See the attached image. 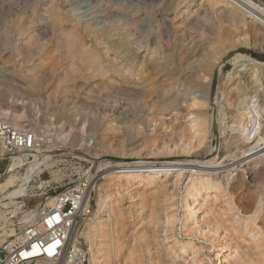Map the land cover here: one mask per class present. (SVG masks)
I'll return each mask as SVG.
<instances>
[{
  "label": "bare ground",
  "instance_id": "obj_1",
  "mask_svg": "<svg viewBox=\"0 0 264 264\" xmlns=\"http://www.w3.org/2000/svg\"><path fill=\"white\" fill-rule=\"evenodd\" d=\"M21 1L10 4L6 8L7 12L4 10L6 14L5 12L0 14V18L3 17L2 21H9L8 23L12 25V30L6 32L4 30V37L0 38V55L6 56L5 60L0 56V63H3L0 65V103L6 106L4 109L1 104L0 116L20 129L23 128V125H20L21 121L19 123L22 114L33 113L31 101L42 100L48 109L51 106V92L60 90L62 102L57 104L54 100L56 101L54 104L61 108L62 118L68 117L66 122L68 119L71 121L73 111L80 110L88 113L93 106L97 109L102 108L108 118L111 117L116 121L119 118L116 116V113L120 111L118 108L127 104L125 100H128V104L131 102L130 107L137 102L140 103L149 119L161 120L160 118L168 115L173 118L172 115L175 114L174 122L170 118L172 130H170L171 137L166 138L168 139L167 148L170 145L174 146L171 151L175 149L185 152L197 147L200 148L197 151L198 155H207L210 152L206 144L210 120L206 108L216 65L224 59L230 49H237L242 45H249L254 50H264V7L253 0H151L164 4L163 17L162 20L160 19L163 27H159L163 29L159 33H151L150 23L142 22L140 26L143 32L138 37L131 30H127L124 34L104 31L102 27L92 26V23L83 21L75 17L76 15L72 16L73 14L71 16L74 21H77V26L69 30L70 25L67 29L64 24L65 18L68 17L64 15L63 19L61 11L58 10L60 14L57 13L55 6L51 5L55 12L51 8L52 13L46 11L47 9L43 10L50 13L48 15L51 17L47 18L48 15L46 13V16L42 11L44 7L42 8L39 0ZM181 4L183 8H180ZM103 13L107 17L113 12L106 8ZM170 14H172L171 17ZM84 27L86 29L93 27L96 39H103V50L115 51L118 55L125 54V57L119 58L121 61L118 64L108 62L109 64L103 66L100 61L103 54L101 55L96 48L89 49L83 41ZM26 30H31V34L24 38L22 35ZM49 35L53 38L55 45L52 50H57L60 54L59 61L56 63L59 66H57L62 69H71V73L61 78L58 85H55V81L53 82L55 72L59 69L55 68L56 64L50 69L38 67L44 61L40 58L50 42H45V37ZM116 35L119 36L118 39H115ZM219 40L223 43L217 46L216 42ZM129 42L137 44L138 51L131 50L132 48L128 46ZM143 46L152 50L151 57L144 54L140 58L138 53ZM209 47L214 50L205 55ZM154 57L159 59L155 60ZM231 60L234 68L229 72L225 93L228 107L233 111V120L227 126L232 132L229 134L227 132L217 148V155L221 156H218L217 160L215 157L213 160L198 163L189 161V163L169 162L157 166L143 163L111 165V169L104 175L106 180L103 184H114L120 192L113 194L112 187L108 186L110 189L105 191L107 185L99 186L96 209L86 219L82 231L75 234L76 239L83 236L89 242L87 249L89 264H201L195 253L193 256L187 255L186 251L191 246L190 242L169 237L165 229L172 221L169 214H166V220H163V216H158L156 225L151 226L153 228L152 231L150 230L151 234L143 229L138 236H135L136 241L131 240L124 244L120 233L123 232L121 229L125 225L126 216L118 207L119 205L115 207L116 204L111 203L114 199L120 201L121 196L124 195L122 193L133 192L146 197L148 196L146 188L151 185L160 184L162 189H174L187 170L195 177L187 186L184 222L192 221L198 224L203 217L202 221L209 232H218L219 228H222V221L216 218V224H212V206L209 205V196L212 190L223 188L222 179L232 177V182L226 184L225 188L236 192L234 194L236 196L229 204L235 203L236 206L232 209H236V213L239 214V220L236 221H240L248 233H252L255 246H250V250L255 248V251L251 250L249 254L240 251L237 247L233 254L232 247L227 244L219 246L218 254L224 255V261L227 264H264V202L255 190L260 189L264 194V61L256 60L238 51ZM8 63L12 64V69L7 65ZM119 64L123 66V70L119 69ZM144 64L149 74L135 75ZM241 65L249 66L253 75L247 76L241 73L240 77L237 73H240ZM94 78L98 80L96 79L93 83ZM50 84L52 86L48 88ZM89 86L106 88L109 95L114 94L115 99L111 100L112 98L109 97L111 99L95 101L91 95L93 92L90 94L85 91ZM84 94L87 96L83 97ZM121 98L125 100H119ZM241 101L243 107H240ZM78 102H81L80 105L74 108V104ZM141 107L138 106V108ZM46 114L49 113L46 111ZM44 117L43 124L48 119L47 115ZM223 119L225 120V117ZM118 120L120 123L121 118ZM177 120L179 121L175 122ZM41 123L38 126L39 130L43 128ZM227 127L223 131L226 132ZM38 129L30 130L35 134L38 152L33 154L34 159L28 163L26 173L20 175V179L17 178L19 169L24 166V158L18 156L9 164V169L4 174L6 177L0 183V243L39 218L45 209L38 205L34 209L22 211L23 201L19 200L21 197L30 195L29 192L33 189L31 181L35 175L40 176L44 165L48 168L54 164L53 155L44 150L49 143L51 147L54 146L51 145L53 140L49 137L50 133L45 136L43 135L45 131L40 133ZM46 132L48 133V130ZM244 170L248 171L249 177ZM173 174H176L175 179L171 178ZM55 176L54 178L57 179ZM15 178L19 180V183H15ZM43 183L48 184V181ZM137 200L138 198L131 199L134 203ZM56 203L57 197L53 195L46 199L45 205L52 207ZM2 207L7 210H3ZM164 211L166 208L161 212L162 215ZM200 212L204 213L201 217ZM19 213L22 216L17 220L18 222L10 221ZM106 214L108 217H105ZM165 223L168 224L165 225ZM141 240L146 244V251L143 254L137 242Z\"/></svg>",
  "mask_w": 264,
  "mask_h": 264
},
{
  "label": "rangeland",
  "instance_id": "obj_2",
  "mask_svg": "<svg viewBox=\"0 0 264 264\" xmlns=\"http://www.w3.org/2000/svg\"><path fill=\"white\" fill-rule=\"evenodd\" d=\"M20 1L21 0L19 1L18 0H12V1L0 0V10H2L0 11V14L5 11L7 12L6 8L9 7L10 4L12 5ZM29 1L31 2L34 0H28V2ZM253 1L261 5L262 7H264V0H253ZM21 2H23V0ZM39 2H40V5L42 4L41 5L42 8L44 7L43 9L41 8L42 11L44 9H47L46 11H49L50 13H52L54 9H57L56 11L58 10L61 11L62 16L65 15L66 17H68V18H65V16L63 17V19L64 18L66 19V22L65 23L63 22V23L66 24L67 29L70 25L69 30L75 27V25L77 24V21L73 20L72 16L74 15H76L75 17L81 18L83 21H88L92 23L91 24L92 26H97L99 28L102 27L104 31H109L111 33L120 32L124 34L125 32H127V30H131L132 33L136 34V36L138 37L143 32V28L140 26V23L142 22L150 23L149 28H150L151 33L156 34V33H159L160 30L163 29V28L161 29L159 28V27H163L162 26L163 23L161 20L163 17L162 15L164 13V4L162 5L160 1L156 2V1H151V0H42V1L39 0ZM41 2L43 3L45 2V4L43 5V3ZM51 5L55 6L54 9ZM50 8L53 11H51ZM106 8H109L113 12L107 17L103 13V11ZM180 8H183V4H181ZM46 11L45 12L43 11L45 15L47 13ZM59 11L57 13L60 14ZM50 13H47V15ZM49 16L51 17V15H48L47 18ZM171 16L172 14H170V17ZM2 18H0V21H2L1 20ZM8 22L9 21H4V20L0 22L1 25L3 24L2 26L0 25V28H1L0 38L4 37L3 35L6 31L12 30V25L11 23H8ZM92 28L86 29L84 27L82 30V33H84L83 37H85L83 41L86 42V46L87 47L89 46L88 47L89 49L96 48L100 52L101 55L103 54V56H101V59H100L103 66L109 64L108 62L110 63L114 62L118 64L121 61L119 60V58L120 59L124 58L125 54L118 55L115 53V51L106 52L105 50H103L104 49V44L102 43L103 39L97 40L96 39L97 37L95 36L96 34L92 30ZM106 28L107 30H105ZM29 33L31 34V30H26V32L24 33V35H22V37L25 38V36H28ZM243 36H244V33H243ZM45 38H44L45 42L46 41H50V42L46 45L44 52H43L44 54H42L43 56L40 58V59H44L43 63L40 66H38L40 69L41 68L50 69L52 66L54 67L60 58L59 57L60 54L57 52V50H52L53 48H55V45L53 43V38L50 35ZM118 38L119 36L116 35L115 39H118ZM222 43L223 41L219 40L216 42V45L219 46ZM128 46L132 48L131 50L138 51L137 44H130L129 42ZM212 49L214 50V48L212 47L207 48L205 55L210 54L213 51ZM237 51L241 52L244 55L251 56L255 58L256 60H259L262 62L264 61V59L262 58V56H264V50H254L249 45H242L238 47L237 49H230L228 53H226V55L224 56V59L216 65L214 69L213 77H212V89L209 95L208 105L206 108L207 116H208V119L210 120L209 121L210 123L209 134L206 139V144L210 152L207 155H198L197 151L200 150V148H197V147L192 148L185 152L183 150L176 151L175 149L171 151L172 147L174 146L169 145L170 147L168 146L167 148V145H168L167 142H168V139L171 137L170 130H172V127L170 126V124L172 122L170 121L171 120L173 121V119L176 118L175 114L172 115L173 118H171V116L168 115V116H164L160 118L161 120H156L153 118H151L152 119L151 120L149 119V116L145 115V113L143 112V109L140 103L136 102V104L135 103L133 104L132 102V104L137 109L136 110L134 106L132 105L131 107L129 106L131 102H129L128 104L127 102L128 100H125L126 99L125 96H124L125 99L121 98L119 100L121 101L125 100V102L128 104V105L126 104L127 107L125 105L123 106L124 110L126 111L124 112L123 107L122 108L117 107L118 110L120 109V111L116 113V116H119V118H117L116 121L112 120L111 117L108 118L103 112L102 108L97 109L95 108V106H93V108L88 113H84L80 110H77L76 112L73 111L74 114H73L72 119L70 117L71 121L68 119V122H66L68 117L62 118L60 114L61 108L54 104V102L56 101H57V104H61L62 99H63L62 92L60 90L52 91L50 108L46 109L47 106H45V103L42 102V100H39V101L34 100L35 102L31 101L32 103L31 108L34 109L33 113L29 115L28 113L22 112L23 114L19 120V123L21 121L20 125H23L22 126L23 129L31 130L35 128L38 129V126L42 122L41 124L43 125V128L42 130L38 129V131H40L41 133V131L44 130L45 132L43 133V135L45 136L49 135L50 133V135L52 136L49 135V137H51V139L53 140L52 142L53 144L51 143V145H54L53 147H51L49 143L48 144L49 146L47 145V147H45L47 149H44L46 153H49L51 155H54V154L55 155L56 154L69 155L70 158L73 159V162L83 161V163L86 165L87 168H90V167L93 168V172L102 170L103 175H105L106 172L109 169H111L110 166L114 164L128 165V164L143 163L149 166H153V165L157 166V165H163L169 162L189 163V161H191L190 163H192L195 161L194 163H198L200 161L213 160L215 157L217 160L221 156L220 154L217 155L218 146H220L222 140L224 139V136L227 135V132L228 134L232 132L227 126L230 125L233 120V113H232L233 111L231 108L228 107V102L226 99L225 91L227 92L229 72L234 68L231 58ZM152 53H153L152 50L143 46L142 50L138 54L140 58H142V55L144 54L147 57H151L153 55ZM0 56L4 58L3 60H5L6 56H4V54H1ZM105 58L108 59V61ZM154 58L155 60L159 59L158 57H154ZM0 65H3V63L1 62ZM7 65L11 67V69L13 68L11 63H8ZM57 65L59 66V64H56L55 68L56 67L59 68ZM119 65H118L119 69L123 70V66L122 65L119 66ZM244 66L245 65L239 66L240 73H237V74L240 76V74L243 73V74H247V76H252L253 71H251L250 67L249 66L244 67ZM70 70L71 69H68V68L67 69L59 68L58 71L55 72L54 79H53V82L55 81V85H58L60 83V80L65 78L66 74H70L71 73ZM137 73H141V75L147 76L149 73H148V70H146V64H144V66L141 67V69H139L135 75H137ZM96 79L98 80V78H94L93 79L94 81L92 82L94 83ZM51 86L52 85L50 84L48 88H50ZM85 91L87 93L90 92V94L91 92H93L91 94L93 97L92 96L91 97L95 101L96 99L100 101L101 100L105 101V99L107 100L111 98H112L111 100L115 99L113 96L114 94L112 93L110 94L112 96H110L108 92L106 91V88L100 89V87L98 86L96 87L89 86ZM82 96L83 97L87 96V94L86 95L84 94ZM94 96L96 98H94ZM106 96L107 98H105ZM80 103L81 102H78V104L77 103L74 104L75 105L74 108L80 105ZM1 104L2 103H0V106ZM138 106L141 108H138ZM5 107L6 106H3L2 108L6 109ZM240 107H243L242 101L240 102ZM9 110H10L9 113H11V109ZM46 111L49 114H46ZM122 111L123 113H120ZM137 111H138V114H137ZM120 114L121 115L124 114V115L121 116ZM23 115L25 116V118H23L24 117ZM45 115H47L48 119H47V122L44 123L45 124L44 125L42 119L45 118L44 117ZM223 117H225V120L223 119ZM120 118L121 120L119 123L118 119ZM178 121L179 120L175 122H178ZM112 123L115 125L113 126ZM226 127L228 129L225 132L223 130H225ZM46 129L48 130V133L46 132L47 131ZM81 134L83 135V137ZM79 136L81 137L79 138ZM35 153L37 152H34L33 154ZM57 159H60V158L55 157L53 158L52 161L55 163V160ZM216 163L218 162L216 161ZM28 166H29L28 163H26L24 166H22L19 169L20 172L18 173L19 175L17 174V178L20 179L21 177L20 175H23L26 173ZM57 168L62 169V171L65 173H68V174L71 173V169L63 164L58 165V167L56 168L54 167V169H57ZM54 169H53V166L48 167L46 170H44V173L41 174V178L39 175L34 176L33 180L31 181V186H33V189L29 192L30 195L22 199H19L20 201H23V205L26 204L28 207L26 209L25 207H22V211L34 209L38 206L39 203H42V202L46 203L44 196H39V194H42L43 190H39L38 187L39 185H42L40 187H44V185H47L43 183L44 180L51 179V181H54L55 175H56L55 177L58 178L57 171L55 172ZM116 169H119V168H116ZM239 170H242V169H239ZM244 172L247 173V177H249L250 174L248 173V171L244 170ZM36 176H39L40 180ZM175 176L176 174H173L171 178L175 179L176 178ZM3 177L5 178L6 175H4ZM194 177L195 175L192 176V173L187 170L184 172L178 185L174 189L171 188V190H165V189H162L160 184H156V185H151L147 188L145 187L146 192L148 193V196L146 195V197H141L131 192L129 194L122 193L124 195L121 196L120 201L119 199L112 200L111 203L114 205L116 204L115 207L119 205L118 207L121 208L122 213L124 214V216H126L125 225H123V228L121 227L122 228L121 230H123V232L120 233L121 241H123L124 244L131 242V240L132 242L136 241L135 236H138L139 235L138 233L143 231V229L148 230V232L151 234V231L153 230L152 227H154V224L156 225V220L158 216L161 215L163 216V220H166L167 219L166 214L167 215L169 214L170 217H172V221L169 224L165 223V225L168 224L165 227V229L168 231L167 233L169 237L171 239L176 238L182 241L190 242L191 246L187 249L186 253L187 255H190V256H193L195 253L196 258L201 261V264H227L224 261V255L218 254V249L220 248L219 247L220 245L230 244V246L233 249V254H235L237 247L240 249V251H244L249 254L251 253V250L255 251V248L250 250L251 247L255 246V244L252 241V233H248V230L244 228V224L241 225L240 221L239 222L236 221L239 218L238 217L239 214L236 213L237 211L236 209H232V207L236 206L235 203L229 204L232 201V198L236 196L234 195L236 194V192L225 188L226 184L232 182V179H231L232 177H225L224 179H222L221 183L223 185V188L212 190L211 196H209L210 198L209 205L212 206V214H211L212 224H216L215 223L216 218L217 219L220 218V220L222 221V228H219L218 232L216 233L209 232L208 228H206V225L204 224V221H202L203 217L201 216H203L204 213H201V212H200V217L202 219L200 218V221L198 222V224L193 223L192 221L188 223L184 222V215L186 213L185 207H184V200H185V196L187 193V186L189 185V183ZM17 178H15V183H19V180H17ZM105 180L106 179L103 178L99 182L98 187L107 185L106 186L107 189L105 188V191L109 190L112 187L111 191L113 194H115V192L117 194L118 192H120L119 188L114 187V184L104 185L103 183L105 182ZM108 186H110V188ZM97 188L94 191L93 196H92V213L96 209L97 198H98ZM255 190L257 194L260 195V197L262 198L264 202L263 191L260 189H255ZM56 192L57 191H55V189H50L48 191V193L50 194L49 196L55 195ZM134 198H138V200L135 203L131 201V199H134ZM141 201H143V203ZM133 204L139 207L137 206L134 207ZM165 208H166V211H164V214L162 215L161 212ZM2 209L7 210L4 207H2ZM106 215L105 217H108V214ZM8 216H11V215H8ZM21 216L22 214L19 213L17 216L12 217L10 221L18 222L17 220H19ZM243 222H245L244 219H243ZM83 226L84 225L76 229L75 233L82 231ZM162 233H165V232H162ZM84 241L86 242V244ZM82 242L83 244L86 245V250H87L89 247V242L83 236H82ZM137 242L139 243L138 248L140 252L142 254L145 253L146 251L145 241L141 240ZM147 259L148 257L146 258V261Z\"/></svg>",
  "mask_w": 264,
  "mask_h": 264
},
{
  "label": "built area",
  "instance_id": "obj_3",
  "mask_svg": "<svg viewBox=\"0 0 264 264\" xmlns=\"http://www.w3.org/2000/svg\"><path fill=\"white\" fill-rule=\"evenodd\" d=\"M36 147L34 133L17 128L0 116V183L12 160L22 156L24 165L29 163L34 159L33 153L38 152ZM55 157L60 159L55 160L53 169L63 164L71 173L54 169L58 178L51 182V179L44 180L48 184L39 185L38 189L43 190L39 196H44L45 200L50 195L48 191L55 189L56 205L46 207L45 202L39 203L45 208L39 218L0 243V264L89 263L86 242L83 244L82 237L76 239L75 231L91 215L92 196L104 175L102 170L93 172L83 161L73 162L69 155L54 154L52 159ZM43 169H47L45 165ZM24 207L28 208L26 204Z\"/></svg>",
  "mask_w": 264,
  "mask_h": 264
},
{
  "label": "trees",
  "instance_id": "obj_4",
  "mask_svg": "<svg viewBox=\"0 0 264 264\" xmlns=\"http://www.w3.org/2000/svg\"><path fill=\"white\" fill-rule=\"evenodd\" d=\"M262 58L264 59V56H262Z\"/></svg>",
  "mask_w": 264,
  "mask_h": 264
}]
</instances>
